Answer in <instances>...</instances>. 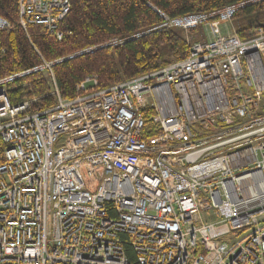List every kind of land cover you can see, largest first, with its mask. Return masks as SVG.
<instances>
[{"label": "built area", "instance_id": "built-area-1", "mask_svg": "<svg viewBox=\"0 0 264 264\" xmlns=\"http://www.w3.org/2000/svg\"><path fill=\"white\" fill-rule=\"evenodd\" d=\"M263 2L177 17L149 4L162 18L149 32L210 37L186 33L185 58L105 88L87 76L71 99L53 65L146 32L0 78V264H264V27H218ZM19 6L24 28L67 34L70 0ZM37 72L57 103H14L9 85Z\"/></svg>", "mask_w": 264, "mask_h": 264}, {"label": "trees", "instance_id": "trees-1", "mask_svg": "<svg viewBox=\"0 0 264 264\" xmlns=\"http://www.w3.org/2000/svg\"><path fill=\"white\" fill-rule=\"evenodd\" d=\"M242 0H70L71 10L62 23L67 34L59 40L53 33L38 24H20L19 0H0V16L10 29L0 30V78L34 67L43 61L67 57L88 47L112 38H132L121 45L97 48L73 59L52 66L56 86L63 99L77 95V85L87 76L97 75L100 87L105 88L133 77L157 70L170 62L188 55L190 43L186 35L197 38L195 31L181 28H161L148 31L162 22L161 16L149 5L160 8L171 17L190 13L210 12ZM264 2L241 9L249 23L237 32L247 38L254 25L261 22L250 16L259 13ZM187 33V34H186ZM193 37V38H194ZM54 84L49 74L37 72L17 79L9 85L14 103L35 98V107L47 108L57 103ZM146 136L155 134L150 114H145ZM129 257L135 253L126 241Z\"/></svg>", "mask_w": 264, "mask_h": 264}, {"label": "rangeland", "instance_id": "rangeland-1", "mask_svg": "<svg viewBox=\"0 0 264 264\" xmlns=\"http://www.w3.org/2000/svg\"><path fill=\"white\" fill-rule=\"evenodd\" d=\"M258 16L262 20V22H264V8L262 10H260L259 13H255L253 18H257ZM248 23H249V19H247L246 16L242 13V14H239V15L234 17L231 25L234 26L233 28L236 27L237 29H240V28L246 27L248 25ZM218 27H219L221 33H225V28L223 26L220 25ZM195 35H197V38H195L194 36L190 35L191 38L194 37L192 39L193 41L194 40H199L200 38L205 39L207 37L208 38L210 37L205 25H202L198 30H196L195 31Z\"/></svg>", "mask_w": 264, "mask_h": 264}, {"label": "crops", "instance_id": "crops-1", "mask_svg": "<svg viewBox=\"0 0 264 264\" xmlns=\"http://www.w3.org/2000/svg\"><path fill=\"white\" fill-rule=\"evenodd\" d=\"M253 16H254V15H251L250 18L253 19ZM232 21H233V20H232ZM232 21H230V22H228V23H225V24H221V26H223V27L225 28V33H226V32H230V31H232L233 29H236V30H237L236 27L233 28L234 26L231 25ZM261 22H262V21H261ZM254 26H256V25H254ZM231 27H232V28H231ZM221 28H222V27H221ZM223 32H224V31H223ZM207 39H208V37L205 38V39L200 38L199 40L204 41V40H207Z\"/></svg>", "mask_w": 264, "mask_h": 264}, {"label": "water", "instance_id": "water-1", "mask_svg": "<svg viewBox=\"0 0 264 264\" xmlns=\"http://www.w3.org/2000/svg\"><path fill=\"white\" fill-rule=\"evenodd\" d=\"M259 25L264 27V22H259Z\"/></svg>", "mask_w": 264, "mask_h": 264}, {"label": "bare ground", "instance_id": "bare-ground-1", "mask_svg": "<svg viewBox=\"0 0 264 264\" xmlns=\"http://www.w3.org/2000/svg\"><path fill=\"white\" fill-rule=\"evenodd\" d=\"M40 73V72H39ZM42 73V72H41ZM56 97V96H55Z\"/></svg>", "mask_w": 264, "mask_h": 264}]
</instances>
